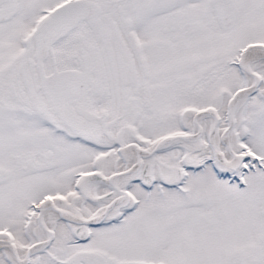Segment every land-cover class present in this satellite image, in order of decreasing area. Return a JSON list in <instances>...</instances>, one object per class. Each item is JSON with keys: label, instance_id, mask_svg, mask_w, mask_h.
I'll return each instance as SVG.
<instances>
[{"label": "snow or ice", "instance_id": "1", "mask_svg": "<svg viewBox=\"0 0 264 264\" xmlns=\"http://www.w3.org/2000/svg\"><path fill=\"white\" fill-rule=\"evenodd\" d=\"M0 264H264V0H0Z\"/></svg>", "mask_w": 264, "mask_h": 264}]
</instances>
